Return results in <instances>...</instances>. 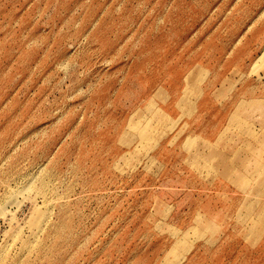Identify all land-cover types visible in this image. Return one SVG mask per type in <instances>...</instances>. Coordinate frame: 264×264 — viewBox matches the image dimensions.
Listing matches in <instances>:
<instances>
[{
  "label": "rangeland",
  "instance_id": "rangeland-1",
  "mask_svg": "<svg viewBox=\"0 0 264 264\" xmlns=\"http://www.w3.org/2000/svg\"><path fill=\"white\" fill-rule=\"evenodd\" d=\"M0 264H264V0H0Z\"/></svg>",
  "mask_w": 264,
  "mask_h": 264
}]
</instances>
